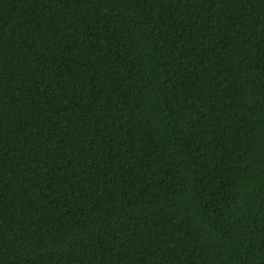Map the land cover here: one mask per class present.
<instances>
[{"label": "trees", "instance_id": "16d2710c", "mask_svg": "<svg viewBox=\"0 0 264 264\" xmlns=\"http://www.w3.org/2000/svg\"><path fill=\"white\" fill-rule=\"evenodd\" d=\"M0 264H264V0H0Z\"/></svg>", "mask_w": 264, "mask_h": 264}]
</instances>
